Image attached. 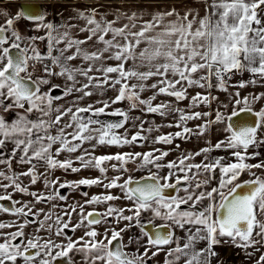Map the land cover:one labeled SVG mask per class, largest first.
<instances>
[{
  "label": "snow or ice",
  "instance_id": "1",
  "mask_svg": "<svg viewBox=\"0 0 264 264\" xmlns=\"http://www.w3.org/2000/svg\"><path fill=\"white\" fill-rule=\"evenodd\" d=\"M104 7L0 0V264H264V0Z\"/></svg>",
  "mask_w": 264,
  "mask_h": 264
},
{
  "label": "crops",
  "instance_id": "2",
  "mask_svg": "<svg viewBox=\"0 0 264 264\" xmlns=\"http://www.w3.org/2000/svg\"><path fill=\"white\" fill-rule=\"evenodd\" d=\"M3 2H4V4L7 5V10L12 12V13H15V12L20 10L19 0H3ZM44 2H45V0L41 1V3H44ZM61 2H63V0H61ZM100 2L105 5V7L101 9V11H107L109 13L114 12L116 7L124 6V0H100ZM130 2L134 3L135 0H130ZM187 2L190 3L193 8H196L197 10H199V0H187ZM90 3H92V0H82V4L83 5H87V4H90ZM60 11L64 12V9L61 8ZM71 11H72V9L68 8V12H71ZM145 11H147V9H145ZM49 12H51V9H49ZM65 14H67V13H65ZM109 18L111 19L112 16L109 15ZM21 26H23V25H21ZM248 91H252V89L249 88L248 90H246L244 92V94H247ZM257 91H264V89H257ZM224 95L225 94H220L221 99H224ZM124 106L127 107V104H125ZM135 114L136 115H140L139 112H136ZM145 119H147L149 121H153L154 120L157 123H164V121H162L161 118L158 117V116L149 115V116H146ZM164 130L168 131L170 129H164ZM195 144H196V141L193 140L191 143L185 144L184 147L188 148V149H191L192 147H194ZM136 150L139 151L141 149L137 148ZM100 151H115V149H111V150L100 149ZM97 174L98 173H96L95 171H87L86 170V171L80 173L79 175H77V174H69L67 178L68 179H77V178H79L80 175H97ZM57 175H61V173L58 172ZM100 190L101 189H98V188H92L90 190L86 189V191H91V192L100 191ZM75 197H76V199L80 198L78 194H75ZM17 198H19V197H17ZM0 217H4L5 219H7V216L5 214H0ZM226 254H227V252L225 251L224 255L226 256Z\"/></svg>",
  "mask_w": 264,
  "mask_h": 264
},
{
  "label": "rangeland",
  "instance_id": "3",
  "mask_svg": "<svg viewBox=\"0 0 264 264\" xmlns=\"http://www.w3.org/2000/svg\"><path fill=\"white\" fill-rule=\"evenodd\" d=\"M218 251H221L223 254L225 253V251L227 252L226 257L228 258L229 264H240V258L236 257L231 249L225 248Z\"/></svg>",
  "mask_w": 264,
  "mask_h": 264
},
{
  "label": "water",
  "instance_id": "4",
  "mask_svg": "<svg viewBox=\"0 0 264 264\" xmlns=\"http://www.w3.org/2000/svg\"><path fill=\"white\" fill-rule=\"evenodd\" d=\"M42 0H19V6L25 4H39Z\"/></svg>",
  "mask_w": 264,
  "mask_h": 264
},
{
  "label": "flooded vegetation",
  "instance_id": "5",
  "mask_svg": "<svg viewBox=\"0 0 264 264\" xmlns=\"http://www.w3.org/2000/svg\"><path fill=\"white\" fill-rule=\"evenodd\" d=\"M82 191H86V189H81ZM62 191H66V190H62ZM94 192H97V191H94ZM93 192V193H94ZM218 250H220V249H218ZM223 250V249H222ZM160 259L162 260V256L160 257Z\"/></svg>",
  "mask_w": 264,
  "mask_h": 264
}]
</instances>
